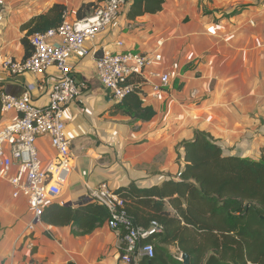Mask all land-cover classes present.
Masks as SVG:
<instances>
[{
  "label": "crops",
  "instance_id": "obj_1",
  "mask_svg": "<svg viewBox=\"0 0 264 264\" xmlns=\"http://www.w3.org/2000/svg\"><path fill=\"white\" fill-rule=\"evenodd\" d=\"M102 1L0 0V94L28 93L35 106L44 107L56 70L12 76L2 62L25 58L22 26L47 15L54 5L63 6L67 18L76 20L82 5L96 7ZM132 1L126 0L104 33L85 42L83 54L69 60L81 92L64 111L72 168L59 195L46 206L77 208L89 202L88 191L103 182L113 191L131 183L149 189L177 182L185 165L181 144L191 142L197 131L207 133L227 156L260 158L264 0H165L159 12L129 18ZM103 49L162 56L147 71L169 75L164 91L152 90L155 79L144 84L139 77L129 79L137 85L143 105L155 112L150 121L132 120L113 109L116 102L100 84L95 68ZM16 116L4 113L0 105V130ZM36 147L42 167L51 168L57 154L49 139L39 138ZM10 176L23 178L14 166ZM12 192L0 178V264H125L120 261L119 234L109 229L107 219L83 236L75 235V227L52 226L40 219L29 234L33 214L25 199L13 198ZM168 250L178 255L175 247Z\"/></svg>",
  "mask_w": 264,
  "mask_h": 264
},
{
  "label": "trees",
  "instance_id": "obj_2",
  "mask_svg": "<svg viewBox=\"0 0 264 264\" xmlns=\"http://www.w3.org/2000/svg\"><path fill=\"white\" fill-rule=\"evenodd\" d=\"M164 2L133 0L128 17L155 14ZM94 8L82 5L77 19ZM64 12L63 6L54 5L49 15L22 26L25 57L31 51L30 37L57 28ZM113 109L140 122L155 116L150 106L143 105L138 90ZM181 147L185 165L179 181L149 189L131 183L115 191L135 226L148 228L154 222L161 228L147 240L153 245L152 258L130 264H181L180 254L189 255L191 264H264V148L258 160L227 156L207 133L198 131ZM40 219L52 226L75 227V235L83 236L108 219V213L93 202L77 208L50 204ZM169 246L176 248L177 256L170 254Z\"/></svg>",
  "mask_w": 264,
  "mask_h": 264
},
{
  "label": "built area",
  "instance_id": "obj_3",
  "mask_svg": "<svg viewBox=\"0 0 264 264\" xmlns=\"http://www.w3.org/2000/svg\"><path fill=\"white\" fill-rule=\"evenodd\" d=\"M125 3L126 0H103L89 15L76 20H69L64 13L63 21L57 28L30 37L31 53L28 57L6 59L1 64L12 76L44 74L49 68L57 72L44 107L35 106L28 93L20 97L0 94L1 110L17 114L0 130V178L12 188V197L24 198L32 212L33 219L27 228L29 234L39 223L47 203L59 195L60 187L72 168L64 111L80 97L81 92L69 60L83 54L86 41L106 31ZM54 39L58 41L52 42ZM121 46L122 43H117V47ZM101 52V56L95 60L97 77L114 102L120 103L127 95L134 93L137 85L129 81L133 76L141 78L142 84L148 78L157 80L151 86L154 92L164 91L168 87L170 79L167 73L147 71L153 64L162 61L160 54L142 55L131 50L111 52L105 49ZM41 137L49 139L50 146L57 154L51 168L44 169L39 159L36 142ZM13 166L20 170L23 178L10 176ZM85 199L103 207L108 213L107 226L119 234L121 262L130 264L137 263L141 257L152 258L153 245L147 240L160 232L158 224L153 222L145 229L135 226L126 215L124 201L107 183L90 189Z\"/></svg>",
  "mask_w": 264,
  "mask_h": 264
},
{
  "label": "water",
  "instance_id": "obj_4",
  "mask_svg": "<svg viewBox=\"0 0 264 264\" xmlns=\"http://www.w3.org/2000/svg\"><path fill=\"white\" fill-rule=\"evenodd\" d=\"M178 260L181 262V264H191L190 257L187 254H180ZM203 264H205V262Z\"/></svg>",
  "mask_w": 264,
  "mask_h": 264
}]
</instances>
